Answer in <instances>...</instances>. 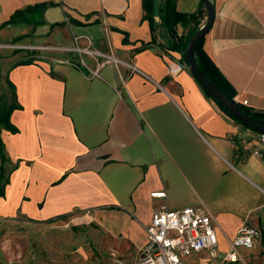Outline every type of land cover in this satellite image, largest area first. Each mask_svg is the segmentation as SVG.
Wrapping results in <instances>:
<instances>
[{
	"label": "crops",
	"instance_id": "1",
	"mask_svg": "<svg viewBox=\"0 0 264 264\" xmlns=\"http://www.w3.org/2000/svg\"><path fill=\"white\" fill-rule=\"evenodd\" d=\"M45 2L51 4L42 24L1 32L46 34L55 47H73L74 36L85 35L80 45H88L87 36L120 61L92 57L87 68L75 54L5 68L0 58L1 76L15 84L21 105L11 116L18 131L1 130L8 164L18 167L0 197V213L15 209L50 219L93 211L141 256L154 211L202 207L223 252L244 222L256 226L260 237L241 248L235 264H264L263 133L206 95L173 47L160 14L163 0H153V23L144 17L143 0H0V26L15 11ZM175 3L186 13L201 7V0ZM215 7L203 48L235 88L236 101L264 112V0H215ZM193 28L177 31L186 37ZM185 261L219 259L201 251Z\"/></svg>",
	"mask_w": 264,
	"mask_h": 264
},
{
	"label": "rangeland",
	"instance_id": "2",
	"mask_svg": "<svg viewBox=\"0 0 264 264\" xmlns=\"http://www.w3.org/2000/svg\"><path fill=\"white\" fill-rule=\"evenodd\" d=\"M19 31L15 27L2 32L0 29V58L5 68L34 52L49 64L76 59L75 54L88 65L93 61L89 53L54 48L57 41L46 34ZM20 36L17 43L12 41ZM4 73L0 76V105L10 97ZM8 210L0 213V264H137L139 260L140 250L135 243L122 233H112L93 211H75L49 221L21 210Z\"/></svg>",
	"mask_w": 264,
	"mask_h": 264
},
{
	"label": "built area",
	"instance_id": "3",
	"mask_svg": "<svg viewBox=\"0 0 264 264\" xmlns=\"http://www.w3.org/2000/svg\"><path fill=\"white\" fill-rule=\"evenodd\" d=\"M81 37L85 35L74 36L76 44L73 47L56 46L54 48L77 51L79 54L86 52L96 59L101 57L114 63L120 61L111 53L91 48L92 39L87 36L89 45L81 46L78 42ZM82 63L90 68L83 59ZM132 68L138 70L136 67ZM92 71L97 75L99 67ZM242 103L247 104L248 100H243ZM262 142L264 143V133ZM164 194L165 192L152 193L153 196ZM260 234L256 226L244 222L239 227L236 237L231 241L230 248L223 252L218 247L212 216L204 208L184 206L169 209L162 207L153 213L152 221L147 227V242L137 264H187L185 257L201 251H207L210 256L219 259L217 264H235L241 257V248L252 247Z\"/></svg>",
	"mask_w": 264,
	"mask_h": 264
},
{
	"label": "trees",
	"instance_id": "4",
	"mask_svg": "<svg viewBox=\"0 0 264 264\" xmlns=\"http://www.w3.org/2000/svg\"><path fill=\"white\" fill-rule=\"evenodd\" d=\"M175 1L176 0H163L161 9H160V14H161V18L163 22L167 25L170 33L175 38L173 47L178 49L182 53L183 58L186 60L185 52H186V48L188 46L189 40L192 34L200 28V26L203 23L202 21L206 16L205 3L203 0H201V7L196 12L186 13V12H180L177 10ZM50 4L51 3H47V2L39 3V4L27 6L24 9L17 10L13 13V15L10 17L9 20H7L5 23H3L0 26V29L8 25H17V24H22V23L33 25V26H38L44 22L43 14L46 8ZM143 8H144V17L146 19H149V21L153 23V14H154L153 0H143ZM189 23L194 24V28L191 31V33L186 37L180 36L177 31L178 25L187 26ZM26 35H23V37ZM21 38L22 37L20 36L12 41L14 43H17ZM204 38L201 39V41L199 42V44L197 45L195 49V52H194L195 60L198 66L200 67L201 71L209 79H211L213 82L219 85L230 98L235 100V96H236L235 88L226 79V77L222 74L217 64L213 61L210 55L203 48ZM148 45H150V42L143 43L142 48ZM36 59L38 58L35 52L28 53L26 54V56L20 59L17 62V64L32 63ZM13 66H15V64ZM0 76H1V71H0ZM6 80L10 88V97L7 103L0 105V197H5L6 186L10 183V174L18 167V165H12V167L9 166L8 163L10 161L7 157L6 150H5V143L1 136L2 129L9 130L13 133L18 131V128L12 122L11 116H12V113L15 111V109L21 108V105L19 104L18 99H17L15 84L9 78H6ZM200 86L205 91L206 95L211 97L224 112H226L230 117H232L239 123L248 127L239 118H237L233 112H231L224 105L218 102L207 91L205 87H203L201 84ZM238 103L244 111L252 115L255 119L264 123V112H254L251 108H249L245 104L241 102H238ZM65 217L66 216L53 217L48 220L54 221V220L62 219Z\"/></svg>",
	"mask_w": 264,
	"mask_h": 264
},
{
	"label": "water",
	"instance_id": "5",
	"mask_svg": "<svg viewBox=\"0 0 264 264\" xmlns=\"http://www.w3.org/2000/svg\"><path fill=\"white\" fill-rule=\"evenodd\" d=\"M205 3V9L207 12V16L200 26V28L195 31L188 43L185 52L186 63L188 64L190 70L192 71L193 75L199 81V83L207 89V91L222 105H224L227 109L234 113V115L239 118L245 125H247L252 130H255L260 133H264V123L255 119L252 115L247 113L242 109L237 101L230 98L223 89L209 79L200 69L198 66L194 52L201 41L204 38L210 29L212 28L215 16H216V7H215V0H203Z\"/></svg>",
	"mask_w": 264,
	"mask_h": 264
}]
</instances>
